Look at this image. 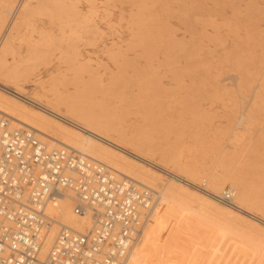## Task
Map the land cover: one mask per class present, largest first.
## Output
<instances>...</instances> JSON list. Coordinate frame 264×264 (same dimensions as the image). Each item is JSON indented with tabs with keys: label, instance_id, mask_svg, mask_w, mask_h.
I'll list each match as a JSON object with an SVG mask.
<instances>
[{
	"label": "rangeland",
	"instance_id": "rangeland-1",
	"mask_svg": "<svg viewBox=\"0 0 264 264\" xmlns=\"http://www.w3.org/2000/svg\"><path fill=\"white\" fill-rule=\"evenodd\" d=\"M16 1L14 6L18 3ZM53 1L54 0L43 2L45 3V9L48 3H55ZM77 1L78 0L72 1L73 3L71 4L77 6L71 5V8L74 11H79V14H77L76 11L75 14L71 11L72 9H69L68 6L70 3H68L67 0L65 1L67 3L64 2L66 7H64V5L62 6L63 2H60L61 6L57 5L59 2L53 5L56 9L57 7L58 9L61 8L60 10L57 9L58 11L55 9V13H53L54 8L52 4H49L46 13H43L41 9L43 7H40L36 10L35 14L31 16L32 19L29 18L27 20L28 22H25L26 28L25 24L20 27L21 32H19V34L23 32L24 34L22 35L23 38L19 35L20 37H17L18 39L15 40V50L21 54V57L20 54H16L17 52L15 51L14 58L10 56L9 60L12 61L15 59L14 61H19L20 58H27L28 60V57H30L28 55L33 54L36 48L39 57L45 54L48 57L47 58L45 55L44 57H46V59L43 57L41 59L37 56V62L35 54L33 59L32 57L30 58L31 60L35 59L34 62L36 61V64L33 62L31 63L30 60L26 61L25 64H28L27 66L33 69L29 71L31 69L26 67L27 70L29 69V77L25 78V80L23 78L22 81H25L23 86L26 92L29 94L40 92V84L48 85L49 81H51L56 74L72 69L74 66L76 67L79 62H85L88 58L91 65L88 62L85 64L87 66L90 65V68L97 67L98 65L100 66L101 63L103 67L100 66V68L98 66L100 68L99 71L98 68H96L98 72H96L97 75L94 74L95 71L92 72L90 68L85 70L87 66L79 63V65L81 64V66L83 65L85 68H80L79 66L80 69H84L86 72L90 71L92 74L96 75V77H100L102 73L104 74L100 79L102 78L103 81L105 80L104 83H107L108 90L106 89L107 91H105V94L97 92L95 96L97 98L100 97V100H105V103L106 101H110L112 104L121 108L122 111L121 109L120 111L125 119L124 123L128 125L131 130L133 129L132 131H134V133L146 137L148 136L153 142L156 141L157 145L154 142V145H156L155 147L164 149L169 153L180 154L184 162L188 160L190 161L188 163H194V161L202 164L206 163L205 174L218 173L224 176L223 173L228 170H223L224 168L217 161L218 148L221 146L220 149L232 151L231 147L234 146V139L232 136H234L235 133L243 132L247 129L243 139L244 143H239L237 147L239 149V155H237V159L234 163L235 169L233 168V171L242 172L244 170V172L247 173V175H244L246 181H249L248 185L253 196V201H255L257 205L260 204L256 207L258 210L254 208L255 210L252 211L253 213L255 212L254 215H256V219L250 220H255L252 226L248 220V227L245 224L238 223L239 221H228L222 214H217L216 212L215 214L214 211L211 212L210 209L209 211H207V209H203L200 212L194 211L193 215L200 220V233L198 234L199 245L193 251L191 257L192 264H264V229H262L264 228V226H262L264 225V163L262 164V162H264V157L261 155L262 153L264 154V99H261L264 98V87H262L264 83V79L262 78L264 77V0ZM62 9L66 11V13L70 11L72 14L74 13L72 17L70 12L71 20H68V17H64L66 14H64L65 12L62 13ZM89 9H91V13L89 12L91 16L86 15ZM37 11L40 12L39 15H37ZM48 12L52 13L48 14ZM92 13H94V16ZM95 13H97L96 18ZM54 14L59 15L55 16ZM84 14L85 17L83 16ZM54 16L55 18L51 19V17ZM60 16L62 19L65 18L66 21L63 19L62 22ZM8 17L11 16H7V22L10 20ZM56 17H58V20ZM80 17L83 21L80 19L78 20ZM82 17L86 19L84 20ZM19 18L20 16L17 19L19 20ZM131 18L133 19L131 20ZM87 19H89L87 21L88 23L86 22ZM18 20L15 21L17 24L19 23ZM133 20L136 21L134 24L131 23ZM67 21L70 24L69 26ZM79 21L82 25H79ZM7 22L4 25L5 28L8 26ZM29 22L31 26L28 27L27 24ZM76 22H79V24ZM84 22L89 26L87 24L85 25ZM91 22H94V25H90ZM30 23L28 25H30ZM14 26H17L16 23L15 25L12 24V32L15 28ZM4 27L0 32L1 35L5 31ZM90 27L92 29H90ZM94 27H96V29L98 28V30L95 31ZM101 28L103 32L99 31ZM90 30L92 34L94 33L96 35L94 36L95 38H93L94 34L92 35ZM98 32L102 33V37L100 34V37H98ZM44 34H47V38L45 37L46 39L44 38ZM39 39L43 40L40 41ZM46 40L49 41L46 42ZM24 41H26L27 44L34 42L39 46L28 45L31 46L28 47ZM113 43L114 45H112ZM44 44H46V47ZM130 44H133V46ZM71 46H73L72 48L75 47V50L78 48V51L72 50V48H70ZM38 47L40 49H38ZM120 47L122 49H120ZM59 48L60 50L57 51ZM27 49H29V52ZM66 49L69 51L66 52ZM109 50L112 52L111 55L114 54L112 55L113 57L110 56ZM46 51L49 53L54 52L52 54L53 56L51 54L49 56ZM63 51H65L68 57L69 54L71 55L69 59L74 63H66L68 62L66 61L68 57L64 58L66 55ZM70 51L79 53L77 56L78 61L75 56L77 54H73ZM27 52L28 55L26 56ZM59 52L64 53L61 58H64L65 62H62L63 60L58 57L62 54H58ZM116 53L120 56L118 57V54L116 56ZM56 54L57 56H55ZM73 58L76 59V61H74ZM43 59L44 61H42ZM47 59L49 60L48 62ZM14 61L10 63H14ZM90 61H93V63ZM43 62L51 64L46 65ZM39 63H43V65H39ZM63 63H65V65ZM94 64L98 65L96 66ZM36 67H39L37 68L38 70ZM58 67L62 68L61 71ZM75 67L74 69L78 66ZM122 68L123 70H121ZM86 72L85 74H87V76L85 74L84 76L89 78V73ZM116 73L118 75L122 73V77L119 75V79H124L125 82H119ZM115 77L118 80L114 79ZM38 79L42 81V83L38 81ZM109 79L113 82L111 81L110 83ZM37 82H39V85ZM108 83H110L111 86ZM112 83H114V85ZM34 89L36 90L34 91ZM154 89L155 91H153ZM70 90H73V88H70ZM151 90L154 92L153 94ZM256 94L263 96H257V98ZM132 95H135L137 98H139V96L143 98L140 97L139 101L136 97L133 98ZM132 99H137L138 101L135 102L136 100L133 101ZM261 100L263 101L261 102ZM132 101L134 102L133 104ZM138 102H140V104ZM125 105L126 107L131 106L130 108L128 107V109ZM251 107H255L252 108L253 110L255 109L254 112L250 109ZM250 110H252V112ZM255 112L256 115H258L257 117L255 116ZM227 113H229V115ZM127 114L130 115L128 116ZM252 114L255 116V119H252V117H254ZM228 119L230 120L228 121ZM238 123L239 125H237ZM229 127L232 128L230 129ZM197 133L198 135L202 134V136H198ZM199 137L200 139L198 140ZM202 138L207 139V141H203ZM223 138H225V140ZM204 142H208V144L204 146V144H202ZM210 143H212V146ZM257 143L258 145H256ZM216 144L219 146H216ZM207 145L210 146L207 147ZM194 149L197 150V153H194ZM205 149H212V152L210 150L206 151ZM261 149L263 150L261 151ZM199 151L200 153H198ZM205 151L207 153H205ZM209 153H211V157H209ZM247 153H249V155H247ZM250 153L254 155L255 158L249 159V157H252ZM256 156L260 158L257 160ZM151 157L152 156L148 157V160L150 162L152 161L153 164H157L155 166L163 172L166 183H168V181L170 183L175 182V180L179 178L188 179L192 187H195L194 189L196 191L199 192L200 190L199 193L205 192L202 188L215 194L231 188L229 185L230 180L227 179L222 190H213L209 182L207 184V182L202 180V177H193L185 173L181 166L170 158L168 160V157H161V155H157V153H154L153 157ZM249 160L250 162H248ZM168 163L169 165H167ZM240 164L242 166H240ZM248 165H250V167ZM238 167L241 168V170ZM252 168H254V170L258 168L257 170L260 172L257 170L254 171ZM246 169H250V171ZM251 171H253L251 173L253 175L248 174V172L250 173ZM218 204L224 205L220 202H218ZM260 212L262 214H260ZM257 227L260 229H257ZM261 230L263 233H261Z\"/></svg>",
	"mask_w": 264,
	"mask_h": 264
},
{
	"label": "bare ground",
	"instance_id": "bare-ground-1",
	"mask_svg": "<svg viewBox=\"0 0 264 264\" xmlns=\"http://www.w3.org/2000/svg\"><path fill=\"white\" fill-rule=\"evenodd\" d=\"M15 1L16 0H0V32L3 29L5 23L7 22V16L8 15L11 16V17H8V18H10V20H9V22H7L8 26L6 28L4 27L5 31L3 30L4 32L2 35L0 33V35H1V38H0V113L4 114L10 118V125L13 128L17 129V128L24 126V127L32 129L34 131V134L43 143H45L49 149H61L63 147L72 148V149L80 152L81 154L85 155L88 158L100 161V162L108 165L118 174V177L130 178V179L136 181L138 184L145 186V187H148V188H150V189H152L158 193V201H157V204L155 206L153 216H152L149 224L147 225L139 244L134 248V251L130 254V256L128 257L125 264H192V257L191 256H192L193 251L199 245L198 234L200 233V228H199L200 220L196 216L193 215L194 211L200 212L203 209H207V211H209V209H210L211 212L214 211V213L216 212L217 214L218 213L222 214L228 221H234V222L239 221L238 223H240V224L242 223L245 225H247L251 219H256V215H254L255 212L253 213L252 211L255 210L254 208L259 206L260 204L257 205L255 203V201H253V196L251 194V190H250L249 185H248L249 181L248 182L246 181V178L244 175V174L247 175V173H245L244 170L242 171L243 173L233 171V168L235 169L234 163L237 159V155H239V153H238L239 149L237 147H238L239 143L243 142V139L246 135L247 129L243 132L235 133L234 136H232L234 139V142H233L234 146L231 147L232 151H225L223 149H220L221 146L218 148L217 161L224 168L223 170H228V171H225L223 173L224 176H222L218 173L205 174V171H206V165L205 164L206 163L205 164L197 163V161H194V163H188V162H190L188 160H187V162H184L182 160L183 157L181 158L180 154L169 153V152L165 151L164 149H160L159 147H155L157 145L156 141H154L156 143V145H154V142L148 136L146 137V136H143L141 134L134 133V131H132L133 129L131 130L128 127V125H126L124 123L125 119L121 113V111H122L121 108L112 104L110 101H106V103H105V100H100L101 99L100 97H99L100 98L99 99L95 96L97 92L98 93L101 92L102 94H105V91L108 90L107 89L108 86L106 85L107 83L106 84L104 83L105 80L103 81L102 78L100 79V77H102L104 74L100 71L102 73V75H100V77L99 76L96 77V75H97L96 74V72H97L96 68H98V71H99V69L101 67H103V65L101 66V63H100L101 67L98 64H94L96 66L98 65L100 68L98 66L93 67V65H92L93 68H90L91 64L89 63V61H88L89 58H88V60H86L85 62L84 61L79 62V63L84 64V66L86 65L85 63H87V62L90 64L88 66L86 65L87 67H85L86 68L85 69L83 67V65L82 66H81V64L79 65V63L77 62L78 63L76 65V67L78 66L77 68L73 65L76 69H74V67L73 68L71 67L72 69L66 70V68H65V70H66L65 72L64 71L59 72L55 76L52 74L54 76L53 77L51 75L53 78L51 76H49L52 79H51V81H49L48 85H46V84H40L39 85V82H37L38 85L40 86L39 87L40 92H36V93L34 92L35 94L27 93L25 87L23 86L24 85L23 83L25 81L24 82H22V81H23V78L25 80V78L29 77V71H32L33 69L29 68L27 66L28 64H25V63L28 60H30L31 63L32 62L35 63L39 57L38 56L39 53L37 54V52H36L37 48L35 47L36 49H34V50L36 53L32 49L33 54L30 53L31 55H28L29 49H27L28 52L26 53V56L28 55V56L32 57V59H33L34 55L36 54L35 55L36 56L35 62H34L35 59L31 60L30 57H28V60H27V58H20L19 61H14L15 59L12 60V58H14L13 56L17 52L15 50V48H16L15 47L16 46L15 40L18 39L17 37H20L19 35H21V38H23L22 35L24 34V32L22 34L21 33L19 34V32H21L20 27L24 26V24H25V28H26L25 22L29 18H31V16H33V14H35L36 10H38L40 7H43V8H41L42 12L46 13L47 7L49 6V4L50 5L52 4V6H53L54 4L59 2V4H57V5L61 6L60 2L61 3L63 2L62 3V6H63L64 2L67 0H65V1L64 0L63 1L62 0L61 1H59V0L55 1L54 0L53 2H55V3H51V2L48 3V6L46 7V9H45V3H43V2H48L50 0H48V1L47 0L46 1L45 0H19V1H16L18 3L16 4V6H14ZM72 1L68 0V3H70V5L68 4L69 5L68 7L70 10L72 9L71 5H75V4H71V3H73ZM77 2H79V0ZM77 2H74V3H77ZM65 3H67V2H65ZM75 6H77V5H75ZM55 7H57V6H55ZM64 7H66V6L64 5ZM93 7H94V5H93ZM53 8H54V6H53ZM53 8H51V9H53ZM55 9L56 8H54V11L53 10H49V11H53V13H55ZM57 9H58V7H57ZM60 9H58V10H60ZM44 10H46V11H44ZM90 10L91 9H89L88 14H86V15L91 16ZM39 11H37V15L40 14ZM62 11H63V9H62ZM71 11L75 13L76 10L74 11L72 9ZM70 12H67V13H66V11L62 12L66 15L68 14L67 16L64 15L65 18L68 17L67 18L68 20H71L70 15L72 14V12H71V14H70ZM49 13H52V12H48V14ZM74 13L72 14V17L74 16ZM77 14H79V11L77 12ZM96 14L97 13H95V18H96ZM54 15L57 16L59 14H57V15L54 14ZM81 15H82V13H81ZM92 15L94 16V13H92ZM19 16H20V18L18 20L17 18ZM34 16H36V15H34ZM55 16L51 17V19L55 18ZM77 16H79V15H77ZM83 16L85 17V14ZM75 17H76V15H75ZM84 17H82V18L85 20L86 18H84ZM56 18L58 20V17H56ZM60 18H61V16H60ZM65 18H63V19H65ZM63 19H62V22H63ZM79 19L82 20L81 17L78 18V20ZM132 19L133 18H131V20ZM16 20L19 21L18 24H17V22H15ZM76 20H77V18H76ZM88 20L89 19H87L86 22ZM64 21H66V19ZM92 21H94V20H92ZM79 22L78 23L76 22V23L79 24ZM86 22H84L85 25L88 23V22L87 23ZM134 22H136V21L133 20V22H131V23L134 24ZM15 23L17 26H14L15 28L12 32L11 31L12 30V24L15 25ZM67 23L69 26L70 24L68 21H67ZM70 23H71V21H70ZM72 23H73V21H72ZM93 23L91 22L90 25L91 24L94 25ZM28 24H27L28 27L31 26V23H30V25H28ZM79 25H82V23L80 22ZM88 26H87V28H88ZM131 26H132V24H131ZM27 29H25V30H27ZM90 29H92V28L90 27ZM94 30L97 31L98 28L96 29V27H94ZM23 31H24V29H23ZM99 31L103 32L102 28H101V30L99 29ZM90 32L92 34L91 30H90ZM101 32L100 33L98 32V37H100L102 35ZM99 34H100V36H99ZM46 35L44 36V38L46 37ZM94 36H96V35L94 34L93 38H95ZM52 37H53V35H52ZM45 39H44V43H45ZM48 39H49V37H48ZM42 40H40V41H42ZM47 41H49V40H46V42ZM24 42H26V41H24ZM35 42H36V40H35ZM26 44H27V42H26ZM28 45L39 46V45H37V43L35 44L34 42L27 44V46ZM44 45L46 47V44H44ZM112 45H114V43ZM112 45H111V48H112ZM130 45L133 46V44H130ZM40 46H42V45H40ZM115 46L118 47L117 45H115ZM28 47H31V46H28ZM67 47L69 48L68 45H67ZM72 47L73 46H71L70 48H72ZM47 48H44V49H47ZM60 48H61V46H60ZM60 48L57 49V51H59ZM74 48H72V50H75ZM109 48H110V46H109ZM38 49H40V48L38 47ZM48 49H50V48H48ZM120 49H122V48L120 47ZM30 50H31V48H30ZM65 51L67 52L69 50L66 49ZM65 51H63V52L65 53ZM75 51H78V48ZM118 51H120V50H118ZM46 52H48V51H46ZM63 52L58 53V54L62 53L61 55L58 56L59 58H61V56L64 54ZM70 52L73 53L74 51H70ZM120 52H123V51H120ZM53 53L48 52L49 56H50V54L52 55ZM111 53L112 52L110 51V56L114 55V54L111 55ZM16 54H20V53L17 52ZM73 54H77V55H75L76 59H77V56L79 53L76 52ZM117 54L118 53H116V56H117ZM45 55H43L39 58L42 59V57H43L46 59L47 55H46V57H44ZM65 55H66V53H65ZM10 56H12L11 60L14 61V63H10V62H12L9 60ZM16 56H18V55H16ZM55 56H57V54ZM70 56L71 55L69 54V57L67 55H66V57H64V58L68 57V59L66 60V61H68V62H66L68 64H71L70 62H73L69 59ZM119 56L120 55L118 54V57ZM20 57H21V54H20ZM58 57H57V59H58ZM64 58L63 59L61 58L63 60L62 62H65ZM49 59H50V57H49ZM76 59H74V61H76ZM55 60H56V58H55ZM42 61H44V59ZM48 61L49 60L47 59V62ZM77 61H78V59H77ZM116 61H117V57H116ZM52 62H53V60H52ZM90 62L93 63V61H90ZM43 63H41V64L43 65ZM41 64L39 63V65H41ZM44 64H46V63H44ZM48 64L50 65L51 63H48ZM48 64H46V65H48ZM57 64H59V63H57ZM63 64L65 65V63H63ZM33 65H31V66H33ZM79 66H80V68L83 67L85 70H87V68L92 69L91 71L92 72L95 71L94 74H96V75L92 74V72H90V71L86 72L84 69H80ZM123 66H120V67H123ZM130 66H132V65H130ZM26 67H28L31 70L28 69L29 70L28 71L26 69ZM39 67H36V69ZM44 67H43V69H44ZM67 67H68V65H67ZM120 67H118V68H120ZM58 68H60V67H58ZM61 69L62 68H60V71H61ZM105 70H106V68H105ZM121 70H123V68ZM85 72L89 73L88 76H90V77L89 78L87 77L88 79L84 76ZM33 73H34V71H33ZM85 75L87 76V74H85ZM119 75H120V77H122V73ZM119 75L116 73V76H118L117 77L118 79L120 78ZM109 76H111V75H109ZM37 77H38V75H37ZM117 78L115 77L114 79L118 80ZM253 78L257 79L256 77H253ZM262 78L264 79V77H262ZM111 79H109L110 83L112 81ZM33 81H32V83H33ZM38 81H40V80L38 79ZM118 81L119 82H121V81L125 82L124 79H121V80L119 79ZM259 81H260V79H259ZM26 82H28V81H26ZM40 82L42 83V81H40ZM110 83H108V84H110ZM115 83H117V82H115ZM112 84L114 85V83H112ZM153 84H155V83H153ZM263 84H262V87H264ZM110 86H111V84H110ZM139 87H141V86H139ZM150 87H152V86H150ZM153 87H155V86H153ZM70 88H73V90H70ZM109 88H112V87H109ZM260 88H261V86H260ZM35 90L36 89H34V91ZM138 90H140V89H138ZM263 90H264V88H263ZM30 91H32V90H30ZM153 91H155V89ZM151 92H152V90H151ZM153 93L154 92H152V94ZM263 95H264V93H263ZM263 95L259 96L256 94V97L257 96L262 97ZM99 96L104 97L105 95H99ZM135 97L136 96L134 95L133 98H135ZM140 97L141 96H139V98H137V97L136 98L139 100ZM141 98H143V97H141ZM254 98H255V96H254ZM254 98H253V100H254ZM137 99H134V100H136L135 102L138 101ZM261 99H264V98H261ZM133 101H132V104L134 103ZM262 101L263 100H261V102ZM120 102H122V101H120ZM257 102H259V101H257ZM138 103L140 104V102H138ZM120 104H122V103H120ZM149 105H147V106H149ZM130 106H128V107L130 108ZM256 106H257V104H256ZM125 107H126V105H125ZM128 107H126V108H128ZM252 108H255V107H251L250 109H252ZM120 109H121V111H120ZM252 110H250V111L252 112ZM254 110H253V112H254ZM227 114L229 115V113H227ZM255 116L256 117L258 116V115H256V112H255ZM255 116L252 117V119L253 118L255 119ZM230 117H232V116H230ZM244 118H246V117H244ZM229 120L230 119H228V121ZM148 121H149V119H148ZM237 125H239V123ZM229 128L231 129L232 127H229ZM198 133H197V135H198ZM223 134H224V132H223ZM200 135L202 136V134H199L198 136H200ZM218 136H219V134H218ZM200 137L198 138V140L200 139ZM195 139H197V138H195ZM223 139L225 140V138H223ZM190 140H192V139H190ZM193 140H194V138H193ZM204 140L207 141V139H203V141ZM202 144H204V146H205V144H208V142L207 143L204 142ZM210 144L212 146V143H210ZM256 145H258V143ZM209 146L207 145V147H209ZM216 146H219V145L216 144ZM160 147H162V146H160ZM207 147H205V148H207ZM212 149H207V150L205 149V150L211 151ZM215 149H217V148H215ZM258 150H260V149H258ZM262 150L263 149H261V151ZM200 151L198 153H200ZM206 151H205V153H207ZM261 151H260V153H261ZM202 152H204V151H202ZM202 152H201V154H202ZM154 153H157V155L160 154L161 157L162 156L166 157V158L168 157V160L170 158L171 160L177 162L179 164V166H181L182 170L185 173H187L193 177H202L203 181L207 182V184H208V182L210 183V186L213 190H216V191L222 190L223 187L225 186V181H227V179H229L230 180L229 185L231 186L230 189L235 193V200H234L235 206H229L226 204H224V205L218 204L219 201L217 200L216 196L220 195L224 190H222V192H219L218 194L212 193L210 191H209L210 193H207V192L199 193L200 192L199 187H198V190H199V192H198L194 189L195 187L194 188L192 187V184L188 179H180V178L176 179L175 182L171 181L172 183H170L168 181V183H166L165 179H164L163 172L161 170L157 169V166H155L157 164L156 163L153 164L152 161L150 162L148 160V157H150V156L153 157ZM184 153H186V152H184ZM194 153H197V150L194 149ZM210 154L211 153H209V155ZM247 155H249V153H247ZM250 155H251V153H250ZM261 155H263L262 157H264L263 153ZM251 156L252 157H249V159L255 158L254 155H251ZM209 157H211V155ZM259 158L257 157L256 159L258 160ZM154 159H155V157H154ZM164 160H165V158H164ZM253 160H252V162H253ZM262 161H263V159H262ZM191 162H192V160H191ZM248 162H250V160ZM263 163L264 162H262V164ZM167 165H169V163ZM250 165H248V166L250 167ZM252 165L254 166L253 163H252ZM257 165H259V164H257ZM240 166H242V165L240 164ZM243 166H245V165H243ZM259 166H262V165H259ZM239 169L241 170V168H239ZM243 169H245V168H243ZM252 169L254 170V168H252ZM257 169H255V170H257ZM247 171H250V169H248ZM257 171H259V170H257ZM252 172L253 171H251L250 173L248 172V174L253 175V174H251ZM260 175H261V173H260ZM257 178H258V176H257ZM256 183H257V181H256ZM254 195H255V193H254ZM258 208H260V207H258ZM71 210H72V204L69 201H64L61 203V211H60L61 217L60 218H61V221L63 224H66L68 227L73 228L79 232H84V230L86 228H89L91 226L90 219L75 216L71 213ZM260 214H262V213L260 212ZM253 221H255V220H253ZM253 221H250L251 226L253 225ZM212 224H214V223H212ZM255 225H256V223H255ZM247 226L249 227V225H247ZM257 226H259V225H257ZM262 226H264V225H262ZM252 228H254V227H252ZM255 228H256V226H255ZM258 228L259 227H257V229ZM262 229H264V228H262ZM56 233H57V229H55L52 232L48 248L45 250V252H47L48 249L50 248V245L52 244L54 236L56 235ZM261 233H263L262 230H261Z\"/></svg>",
	"mask_w": 264,
	"mask_h": 264
},
{
	"label": "built area",
	"instance_id": "built-area-1",
	"mask_svg": "<svg viewBox=\"0 0 264 264\" xmlns=\"http://www.w3.org/2000/svg\"><path fill=\"white\" fill-rule=\"evenodd\" d=\"M216 198L235 206L230 188ZM64 201L90 219L84 232L62 223ZM157 201L156 191L72 148L49 149L0 113V264H125Z\"/></svg>",
	"mask_w": 264,
	"mask_h": 264
}]
</instances>
